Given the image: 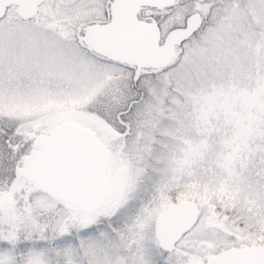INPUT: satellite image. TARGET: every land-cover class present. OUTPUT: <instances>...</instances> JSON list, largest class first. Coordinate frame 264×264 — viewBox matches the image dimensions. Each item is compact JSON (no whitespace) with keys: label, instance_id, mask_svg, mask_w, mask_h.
Here are the masks:
<instances>
[{"label":"snow or ice","instance_id":"snow-or-ice-1","mask_svg":"<svg viewBox=\"0 0 264 264\" xmlns=\"http://www.w3.org/2000/svg\"><path fill=\"white\" fill-rule=\"evenodd\" d=\"M0 264H264V0H0Z\"/></svg>","mask_w":264,"mask_h":264}]
</instances>
